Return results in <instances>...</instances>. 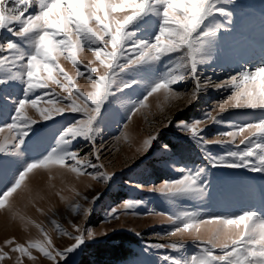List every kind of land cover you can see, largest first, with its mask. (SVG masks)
<instances>
[{
    "label": "snow or ice",
    "instance_id": "6c2138e0",
    "mask_svg": "<svg viewBox=\"0 0 264 264\" xmlns=\"http://www.w3.org/2000/svg\"><path fill=\"white\" fill-rule=\"evenodd\" d=\"M231 3L232 0H0V114L11 108V123L0 127V133L8 130V135L0 140V155L17 163L16 168L6 169L0 162L3 185L0 210L17 218V199L32 203L42 198L40 191H52L54 171L61 176L71 173L110 182L115 173L104 170L105 164L99 163L103 148L96 146L102 109L123 111L125 123L115 140L128 138L129 123L134 116L146 114L151 108L150 98L157 101V109L163 112L161 97L169 103L181 98L185 92L177 91L176 86L186 79L194 84L189 103L208 88L228 89L231 94L206 111L203 119L175 121L177 129L204 153L209 166L264 173V61L254 69L242 64L219 83L200 74L201 66L213 59L218 34L232 24L233 12L227 7ZM155 20L159 23L154 24ZM5 33L12 38H6ZM83 52L91 53L93 59L85 62L80 56ZM61 59L70 62L72 72L63 66ZM165 59L166 70L156 74L157 65ZM80 78L86 81L84 89L77 83ZM15 85L21 86L19 95L11 91ZM141 87L142 96L135 100L127 98ZM230 108L258 111L261 115L251 123L227 125L232 130L219 133L215 139L205 138L203 126L224 123L221 113ZM29 110H35L40 119L30 115ZM65 113H76L80 118H74L63 128L43 154L25 159L32 127ZM173 122L172 116H165L161 125ZM159 136L157 129L142 138L136 153H147ZM78 140L91 145V158L74 147ZM212 145L229 147L223 154H213ZM159 147L161 153L171 152L168 144ZM34 150L39 151L40 146ZM168 166L180 173L179 178L165 180L147 191L158 193L170 204L180 199H203L207 193V182L203 179L206 168L193 171L174 163ZM44 176L47 183L41 188L40 178ZM135 187L143 189V185ZM71 192V197L61 191L54 194L73 213L79 211L86 217L91 208L82 207L75 199L89 200V197L75 187ZM99 198V194L93 196L91 203ZM143 204L140 200H126L118 208L111 207L106 220L118 219L121 210H134ZM19 219L23 221L24 217ZM166 219L172 227L165 235L191 232L199 255L184 259L162 255L163 264H264V209L228 216L184 209L167 214ZM52 223L73 242L57 247L43 226L36 224L43 238L27 243H19L15 237L4 240L0 262L10 259V253H18L15 264H23L25 256L35 260L32 249H36L52 264H66L69 254L80 249L87 239L107 234L85 230L73 223V235L55 220ZM202 231L206 238H202ZM186 243H146L145 250L179 252Z\"/></svg>",
    "mask_w": 264,
    "mask_h": 264
},
{
    "label": "rangeland",
    "instance_id": "374dc122",
    "mask_svg": "<svg viewBox=\"0 0 264 264\" xmlns=\"http://www.w3.org/2000/svg\"><path fill=\"white\" fill-rule=\"evenodd\" d=\"M227 7L233 12L232 24L228 25L226 29H222L218 34L216 51L212 61L200 68L202 78L211 77L216 83L226 80L231 74L239 70L242 64L247 68L254 69L260 66L261 61H264V53L253 60L251 57H255V55L244 56L252 49L259 51L264 47V0H232V3ZM158 23V20L154 21V24ZM4 36L8 39L12 38L7 33ZM80 56L85 62L93 59L92 54L88 52L80 53ZM246 59L249 60L246 61ZM167 62L165 59L157 65L156 74H161L166 70L164 64ZM61 63L69 72L73 71L69 61L61 59ZM77 83L82 89L87 87L83 78L78 79ZM193 87V82L186 79L176 86L177 91L185 92L181 98L169 103L163 102L161 97L163 112L157 109V101L150 98L151 108L146 110L145 115L133 117L129 123L128 138L122 137L119 141H116L115 137L120 136L123 130L122 125L125 123L123 111L115 113L108 108L102 109V116L98 121L101 133L96 142L97 147L103 148L99 163H104V170L115 173V176L108 183L92 180L86 175L78 177L71 173L64 174V179L53 177L52 183L55 187L50 191L51 194L47 198L40 195L42 198H37L32 203L26 199H17L16 211L19 216L24 217L23 221L19 219V216L13 218L8 212L0 210V246H4V240L12 237H15L19 243L42 239L40 230L35 226L40 224L52 237L57 247H66L73 241L69 236L62 235L56 230L52 223L55 220L57 224L73 235L75 234L72 229L73 223L80 225L85 230L107 233L87 239L80 249L69 254L66 258V264H74L86 252L88 244L101 241L118 231L129 232L137 239L132 244V253L117 264H163L160 260L162 255H173L180 259L188 258L193 254L199 255L197 245L192 243L193 235L191 232L178 233L172 236L165 235L172 227L166 219L167 214L191 209L205 214L228 216L239 214L244 210L264 209V173L252 172L247 168L209 166L204 153L191 139L177 129L175 121L193 122L197 119H203L206 111L211 110L231 94L228 89L208 88L201 91L197 98L189 103V94ZM11 91L13 94L19 95L21 86L15 85ZM134 92L135 95L130 93L127 98L137 99L143 95L144 89L142 87L137 88ZM178 109H182V111ZM10 113L11 108H8L0 114V127L11 123ZM29 114L40 119L35 110H29ZM260 115L261 113L258 111L230 108L227 112L221 113L224 123L204 125L203 135L207 139H215L219 133L232 130L227 125L251 123L256 121ZM165 116H172L174 122L162 126L161 122L164 121ZM74 118L79 119V114L65 113L62 116H56L53 120H41L35 124L27 141L25 159L31 160L43 154L44 149L53 143L54 137ZM157 129L160 130L158 141L154 142L153 147L147 153L137 154L135 149L139 146L142 138L154 133ZM7 135L8 130L5 129L3 133H0V140H3ZM161 144H168L171 152L168 154L161 153L159 147ZM37 145L40 146L39 151L34 150ZM74 147L82 149V155L91 158V145L86 141L78 140ZM228 147V145H212L211 150L213 154H223ZM0 162L6 169L17 167L16 161L4 155H0ZM173 163L176 167L192 169L193 171L197 168H206L203 179L207 182V193L203 199L198 201L180 199L175 204H170L158 193L147 191L149 187L158 186L165 180L179 178L180 173L168 166ZM43 180L46 184L47 177L44 176ZM136 184L143 185V189L136 188ZM72 187L89 197V200L75 199V202L82 207L91 208V212L86 217L79 211L73 213L54 194L55 191H61L63 195L71 197ZM97 194L100 198L95 203H91V198ZM126 200H140L144 201V204L137 206L134 210H121L118 219L106 220V212L111 207L118 208ZM150 209L151 212H149ZM159 212H164L166 215H158ZM136 232H140L141 236L135 235ZM206 235L202 231V238H206ZM172 241H186L187 243L179 252L145 250L146 243H169ZM5 251H9V249L5 247ZM32 252L36 257L35 260H30L25 256L22 257L23 264H52L38 250L32 249ZM10 255V259L6 258L0 264H15L18 253H10Z\"/></svg>",
    "mask_w": 264,
    "mask_h": 264
},
{
    "label": "trees",
    "instance_id": "16d2710c",
    "mask_svg": "<svg viewBox=\"0 0 264 264\" xmlns=\"http://www.w3.org/2000/svg\"><path fill=\"white\" fill-rule=\"evenodd\" d=\"M136 239L129 232H114L101 241L88 244L86 252L74 264H117L132 253Z\"/></svg>",
    "mask_w": 264,
    "mask_h": 264
},
{
    "label": "bare ground",
    "instance_id": "6f19581e",
    "mask_svg": "<svg viewBox=\"0 0 264 264\" xmlns=\"http://www.w3.org/2000/svg\"><path fill=\"white\" fill-rule=\"evenodd\" d=\"M264 53V47H262L259 51L257 49H252L250 50V52H248L247 54H245L244 56L245 57H250V55H255V57H251V60L253 59H257L259 58L262 54ZM244 59V58H243ZM249 60V59H246V61ZM262 60V59H261ZM237 69V68H236ZM128 132L130 131V125H129V128L127 130ZM57 176V177H56ZM53 177L54 178H63L64 179V175L61 176V175H57L55 173V171L53 172ZM42 179V180H41ZM45 184L44 180H43V177L40 178V187L43 188V185ZM2 185H0V188H1ZM51 194V192L47 189H44L43 191H40V195L44 198H47L48 195ZM24 207V206H23ZM25 208V207H24ZM23 210V208H21ZM9 224V223H8ZM5 228V227H4Z\"/></svg>",
    "mask_w": 264,
    "mask_h": 264
}]
</instances>
